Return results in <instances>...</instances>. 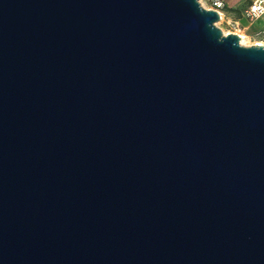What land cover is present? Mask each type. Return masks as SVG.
I'll return each instance as SVG.
<instances>
[{"label": "water", "instance_id": "water-1", "mask_svg": "<svg viewBox=\"0 0 264 264\" xmlns=\"http://www.w3.org/2000/svg\"><path fill=\"white\" fill-rule=\"evenodd\" d=\"M200 0H0V264H264V45Z\"/></svg>", "mask_w": 264, "mask_h": 264}, {"label": "rangeland", "instance_id": "rangeland-1", "mask_svg": "<svg viewBox=\"0 0 264 264\" xmlns=\"http://www.w3.org/2000/svg\"><path fill=\"white\" fill-rule=\"evenodd\" d=\"M202 1L205 7L211 6V3L208 0ZM248 1L249 0H241L242 5L238 13L227 12L225 11V9H222V12L224 13V18L220 21L218 26L221 29L223 28L227 31L243 32L247 34V41L250 43V45H252L255 41L264 42V18L248 20L244 17V11L247 7Z\"/></svg>", "mask_w": 264, "mask_h": 264}, {"label": "built area", "instance_id": "built-area-1", "mask_svg": "<svg viewBox=\"0 0 264 264\" xmlns=\"http://www.w3.org/2000/svg\"><path fill=\"white\" fill-rule=\"evenodd\" d=\"M211 3L209 8L215 9L224 15L222 9L225 7L223 0H208ZM244 17L248 20L264 18V0H251L244 11Z\"/></svg>", "mask_w": 264, "mask_h": 264}, {"label": "crops", "instance_id": "crops-1", "mask_svg": "<svg viewBox=\"0 0 264 264\" xmlns=\"http://www.w3.org/2000/svg\"><path fill=\"white\" fill-rule=\"evenodd\" d=\"M225 2V11L227 12H236L238 13L240 8H241V0H224ZM251 2V0H249L247 2V5Z\"/></svg>", "mask_w": 264, "mask_h": 264}, {"label": "bare ground", "instance_id": "bare-ground-1", "mask_svg": "<svg viewBox=\"0 0 264 264\" xmlns=\"http://www.w3.org/2000/svg\"><path fill=\"white\" fill-rule=\"evenodd\" d=\"M200 1H201V3H202L203 6H204L203 1H202V0H200ZM204 7H205V6H204ZM207 8H209V7H207ZM223 18H224V15H222V14L220 13V19L218 20L217 25L220 23V21H221ZM222 30H223V32H224L225 34H228V33L231 32V31H227V30H225V29H223V28H222ZM236 33H238V34L240 35V39H241V43H242V44H244V45H250V43L247 41V39H248L247 34H245V33H243V32H236ZM254 44L264 45V42H262V41H255Z\"/></svg>", "mask_w": 264, "mask_h": 264}]
</instances>
